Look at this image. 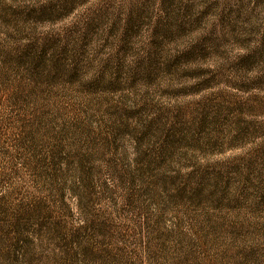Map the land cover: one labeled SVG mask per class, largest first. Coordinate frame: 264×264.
Returning <instances> with one entry per match:
<instances>
[{
	"label": "rangeland",
	"instance_id": "obj_1",
	"mask_svg": "<svg viewBox=\"0 0 264 264\" xmlns=\"http://www.w3.org/2000/svg\"><path fill=\"white\" fill-rule=\"evenodd\" d=\"M0 264H264V0H0Z\"/></svg>",
	"mask_w": 264,
	"mask_h": 264
}]
</instances>
